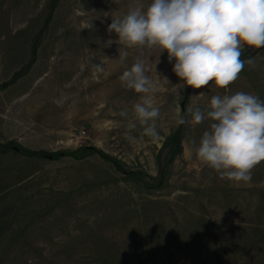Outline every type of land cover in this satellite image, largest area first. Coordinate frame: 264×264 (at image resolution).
I'll list each match as a JSON object with an SVG mask.
<instances>
[{
	"label": "rangeland",
	"instance_id": "rangeland-1",
	"mask_svg": "<svg viewBox=\"0 0 264 264\" xmlns=\"http://www.w3.org/2000/svg\"><path fill=\"white\" fill-rule=\"evenodd\" d=\"M150 2L0 0V264H264V162L250 182L222 178L192 143L211 121L177 123L213 95L264 101V49L243 46L254 63L228 88L178 93L166 51L107 31ZM137 59L157 139L134 114L143 94L119 79Z\"/></svg>",
	"mask_w": 264,
	"mask_h": 264
},
{
	"label": "clouds",
	"instance_id": "clouds-1",
	"mask_svg": "<svg viewBox=\"0 0 264 264\" xmlns=\"http://www.w3.org/2000/svg\"><path fill=\"white\" fill-rule=\"evenodd\" d=\"M107 31L115 32L129 48L166 51L169 63L175 60L172 71L181 81L176 84L178 93L185 86L205 89L210 82L226 89L245 64L254 63L252 58L241 59L243 46L264 49V0H151L146 8L141 4L123 18L111 20ZM111 44L108 40L105 45ZM126 57L127 52L119 53L121 60ZM96 70L103 69L96 65ZM148 71L137 59L119 79L126 88L143 94L133 105L134 114L146 125L144 135L157 139L155 120L160 110L154 106L155 89ZM120 115L127 116V110ZM205 120L211 121L209 129L198 144L192 141L198 160L222 178L250 182L252 169L264 162V101L245 92L213 95L210 110L189 107L177 123L198 125ZM128 127L136 125L129 122Z\"/></svg>",
	"mask_w": 264,
	"mask_h": 264
},
{
	"label": "trees",
	"instance_id": "trees-1",
	"mask_svg": "<svg viewBox=\"0 0 264 264\" xmlns=\"http://www.w3.org/2000/svg\"><path fill=\"white\" fill-rule=\"evenodd\" d=\"M11 149H16L18 150L14 145L13 143H9L5 148H3V151L6 152V151H9Z\"/></svg>",
	"mask_w": 264,
	"mask_h": 264
},
{
	"label": "bare ground",
	"instance_id": "bare-ground-1",
	"mask_svg": "<svg viewBox=\"0 0 264 264\" xmlns=\"http://www.w3.org/2000/svg\"><path fill=\"white\" fill-rule=\"evenodd\" d=\"M109 15V14H108ZM112 64V63H111Z\"/></svg>",
	"mask_w": 264,
	"mask_h": 264
}]
</instances>
